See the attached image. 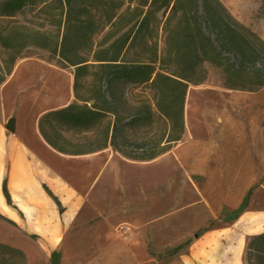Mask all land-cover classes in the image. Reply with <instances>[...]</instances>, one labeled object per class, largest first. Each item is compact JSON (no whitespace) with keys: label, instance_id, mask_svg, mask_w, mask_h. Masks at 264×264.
Returning a JSON list of instances; mask_svg holds the SVG:
<instances>
[{"label":"trees","instance_id":"trees-1","mask_svg":"<svg viewBox=\"0 0 264 264\" xmlns=\"http://www.w3.org/2000/svg\"><path fill=\"white\" fill-rule=\"evenodd\" d=\"M132 1L133 9L129 6L117 13L120 8H112L113 0H0V47L7 57L0 65V85L11 75L16 61L36 46L24 41L26 36L18 32L24 27L15 17L28 8L40 13L56 10L50 24L63 30L62 39L49 48L36 47L74 67L75 101L39 120L43 139L59 153L79 155L111 147L127 159L142 162L168 153L184 136L187 91L190 84L205 80L206 64L221 70L230 89L253 92L264 87V40L240 23L220 0ZM160 12L162 21L156 17ZM130 13L132 23L107 48L93 53V64L79 55L101 27H117ZM158 24L166 35L164 54L155 39ZM70 46L75 60L66 55ZM135 50L137 57L126 59ZM94 66L91 80L82 85V74ZM82 86H87L86 95ZM156 124L162 128L160 134L149 135ZM67 132L81 138L73 143L65 137ZM84 142L92 144V150L74 149ZM4 193L8 198L6 185ZM250 196L251 191L236 213L249 206ZM0 250L12 262L27 264L22 250L2 243ZM56 259L57 253H53L51 262ZM247 262L264 264V233L251 238Z\"/></svg>","mask_w":264,"mask_h":264},{"label":"rangeland","instance_id":"rangeland-1","mask_svg":"<svg viewBox=\"0 0 264 264\" xmlns=\"http://www.w3.org/2000/svg\"><path fill=\"white\" fill-rule=\"evenodd\" d=\"M113 1L112 8H120L117 13H123L129 6L131 9L135 6L132 0ZM220 1L240 23L250 27L264 40V0ZM53 13H56V10L40 13L37 8H28L18 14L14 20L24 27L18 31L26 36L24 41L49 48L57 39L61 40L63 30L50 24ZM162 15V12L157 13V19L162 21ZM132 21L133 17L130 13L125 15L124 20L117 27H101L93 35L92 43L84 46L79 55L89 60V64H93V53L107 48ZM37 32L41 34L38 35V39ZM155 39L160 54H164L166 35L162 24L159 25ZM17 44L20 46L23 41ZM36 46L28 51L29 54H24L25 56L16 61L11 75L16 65L23 60H38L49 69L57 70L62 79L71 75L73 91L74 67L60 61L56 54L46 50L37 51ZM66 55L70 60L77 59L71 51V46ZM136 57L135 50L130 52L126 59ZM6 59L0 47L1 66ZM95 68L96 66L90 67L82 74V85L91 80L89 75L96 71ZM205 71L206 78L202 83L189 85L185 101V133L178 144L168 153L147 162L130 160L116 153L112 158V160L116 159V167L113 169L111 165H107L105 169V181H102V184L107 186V195L110 191L109 184L113 187L128 184L127 186L132 188L131 192H135L137 204L132 208L130 216L127 218L128 213L124 212L125 205L120 210L121 217H126L128 223L122 221V225H117L115 229L120 236L132 230L144 232V238L146 236L148 239L147 251L150 262L147 264H167L189 246L195 235H202L213 228L236 224L237 219L244 213L252 219L260 218L259 221H251L252 232L264 230V87L253 92L230 89L225 85V77L219 68L206 64ZM1 76L2 71H0ZM10 76L5 81H13ZM62 79L54 82L53 87L58 90V94L66 97L65 92L61 93V88L59 90L60 84L65 81ZM14 86L12 92L16 98L13 115L28 122L39 109L37 99L41 96L48 98L40 91L48 86V80L41 76L24 86L18 85V82ZM82 87L81 91L86 95L87 86ZM128 93L131 94L132 91L128 90ZM74 101L73 92L71 102ZM43 115L40 114L39 120ZM161 130L162 128L156 124L148 132L149 135H155L160 134ZM64 135L73 143L81 138L72 132ZM92 148V144L84 142L74 149L89 151ZM90 153L93 152L85 154ZM81 155L84 154H79ZM173 158L175 169L153 174L146 173L148 166ZM126 163L127 165L129 163L134 171L120 170L118 165L123 166ZM114 175H116L115 179ZM91 188L92 184L89 190ZM192 189L196 194H200L201 202L185 208L177 206ZM249 191H251L249 206L242 212L236 213ZM167 201L170 207L168 210H163V204ZM150 212L156 213V216L149 217ZM90 219V216H82L75 223L72 235L61 239L57 247L46 248L42 243L39 251L36 248L29 257L27 256V264H98V238L81 236L83 230L97 228V223L90 221L89 224L87 220ZM0 240L27 250L31 247L30 243L23 240L17 232L1 223ZM179 246L182 248L178 251ZM53 253H57L55 263L51 262ZM119 255L124 262L128 259L125 249H121ZM17 263L18 260L12 262L9 256L0 250V264Z\"/></svg>","mask_w":264,"mask_h":264},{"label":"crops","instance_id":"crops-1","mask_svg":"<svg viewBox=\"0 0 264 264\" xmlns=\"http://www.w3.org/2000/svg\"><path fill=\"white\" fill-rule=\"evenodd\" d=\"M9 78H13V74ZM8 82L7 80L0 86V223L12 228L31 247L27 250L2 240L0 243L20 249L29 257L36 248L39 251L42 243L46 248L57 247L61 239L72 235L75 223L82 216H90L91 219L87 221L89 224L90 221L97 223V228L85 229L81 236L98 238V264L150 262L148 239L146 236L144 238L143 231L132 230L120 236L115 229L117 225H122V221L128 223L127 218L137 202L135 192H131L132 188L128 184L121 187L109 184L110 191L107 195V186L102 184L105 181V169L107 165L114 169L117 164L116 159L112 160L116 154L112 148L81 156L62 154L53 150L40 133V114L69 106L73 98L72 87L71 96L65 91L66 97H63L55 88L57 93L53 92L52 96L46 94L48 98H38L37 104L41 99H48L54 102L64 100L68 105L44 111L39 106L34 125L33 117L26 122L13 115L16 95L12 89H15L14 84L18 80L6 84ZM5 85L9 90L3 89ZM60 88L61 86L59 90ZM4 105H8L7 113ZM10 119L15 121L13 132L6 129ZM118 166L122 171H134L129 163ZM146 173L154 172H149L147 168ZM115 177L116 175L113 176L114 179ZM91 184L92 188L89 190ZM5 185L8 198L4 193ZM194 196L193 201H182L177 206L185 208L199 204L200 194L195 193ZM123 205L125 214L128 213L127 218L121 217ZM163 206V210H168L169 201ZM148 216L154 218L156 213L150 212ZM251 219L244 213L236 224L195 235L189 246L167 264H248L247 248L251 237L264 233V230L251 231V221L256 222L260 218ZM121 249H125L128 254L125 262L119 255Z\"/></svg>","mask_w":264,"mask_h":264},{"label":"bare ground","instance_id":"bare-ground-1","mask_svg":"<svg viewBox=\"0 0 264 264\" xmlns=\"http://www.w3.org/2000/svg\"><path fill=\"white\" fill-rule=\"evenodd\" d=\"M44 76L47 80H48V86L42 88L40 91L44 92L45 94L52 96L53 92L57 93V91H55V87H53L54 82L56 81H60L59 79L61 78V75L59 74V72L57 70H51L49 69L48 66L44 65L43 62L38 61V60H32V59H25L23 60L19 65H16L14 73H13V81H17L18 80V85L24 86L26 83H31L33 82L35 79H38L39 77ZM63 77V76H62ZM60 86H61V92H65L71 96L72 92H71V83H72V79L73 77L70 76H64V78L62 80H64ZM3 89H7L9 90L8 86H4ZM38 104L40 106V110H47L51 107H65L67 104V101H58V102H54V101H50L48 99H41L38 101ZM4 109L5 112L7 113L9 108L8 105H4ZM38 115H35L33 117V123L34 125L36 124ZM54 150V149H53ZM57 152V151H56ZM175 160L172 159H168L165 161H161L158 163H154L150 166H148V170L149 172H159V171H170L176 168L175 166ZM195 193L192 189V191H190L189 195L185 198H183L182 200L184 201L183 203H187V202H191L194 200L195 198Z\"/></svg>","mask_w":264,"mask_h":264},{"label":"water","instance_id":"water-1","mask_svg":"<svg viewBox=\"0 0 264 264\" xmlns=\"http://www.w3.org/2000/svg\"><path fill=\"white\" fill-rule=\"evenodd\" d=\"M15 121L14 119H10L6 125V129L10 132H13L14 130Z\"/></svg>","mask_w":264,"mask_h":264}]
</instances>
